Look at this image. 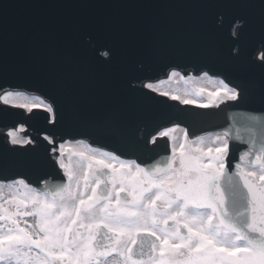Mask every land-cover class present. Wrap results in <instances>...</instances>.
<instances>
[{"label": "snow or ice", "instance_id": "6c2138e0", "mask_svg": "<svg viewBox=\"0 0 264 264\" xmlns=\"http://www.w3.org/2000/svg\"><path fill=\"white\" fill-rule=\"evenodd\" d=\"M224 6L244 10L229 23V35L234 45L250 44L249 62L264 69V0H224ZM249 12H258L254 36ZM100 55L109 60L112 53ZM49 71L68 74L56 62ZM170 76L185 79L176 70ZM143 87L201 109L247 98L244 89L224 79L214 91L194 87L183 96L151 82ZM206 91L207 101L201 102ZM0 101L29 114L42 108L49 123H58L55 102L47 97L29 100L24 92L5 91ZM249 121V138L242 141L247 147L231 168L228 131L190 140L187 129H180L184 135L177 146L173 133L179 125L148 141L172 142L171 156L153 164L82 141L77 143L83 147H70L49 136L42 154L12 160L0 154V171L22 163L40 174L37 186L21 174L0 179V264H264V121L255 116ZM24 131L22 124L0 130L7 152L36 145ZM53 174L57 183L50 184Z\"/></svg>", "mask_w": 264, "mask_h": 264}, {"label": "water", "instance_id": "95a60500", "mask_svg": "<svg viewBox=\"0 0 264 264\" xmlns=\"http://www.w3.org/2000/svg\"><path fill=\"white\" fill-rule=\"evenodd\" d=\"M241 14L244 10L226 7L224 0H0V92L19 88L41 94L55 102L58 120L49 123L42 108L24 114L0 102V130L24 122L36 141L15 153L0 141V154L10 160L42 154L46 133L155 161L159 156L148 144L150 136L178 121L197 133L228 131L231 168L247 147L242 141L249 138V117L264 121V69L249 62L250 44L234 45L228 32ZM248 15L254 36L258 12ZM109 50L105 60L100 53ZM53 62L68 74H52ZM173 68L221 75L247 98L201 109L143 87L144 80ZM189 113L197 115L187 118ZM17 174L34 182L40 175L10 163L0 179Z\"/></svg>", "mask_w": 264, "mask_h": 264}, {"label": "rangeland", "instance_id": "374dc122", "mask_svg": "<svg viewBox=\"0 0 264 264\" xmlns=\"http://www.w3.org/2000/svg\"><path fill=\"white\" fill-rule=\"evenodd\" d=\"M165 80L162 84V86L157 85L160 91H169V92H174L176 94H180L183 96V94L185 92L191 91L194 87H202L205 88L207 91H214L215 88L217 87L216 85V81L211 80L209 77L208 78H200V79H191L189 80L187 77L185 79H181L179 76L177 77H171ZM10 91V90H7ZM19 91V90H18ZM207 91L203 94H201V96L199 97L201 102H205L207 101ZM20 92H24V91H20ZM4 93V92H3ZM28 99L31 100L33 97H36L37 95L31 94V93H26L24 92ZM190 98V97H189ZM205 98V101L204 99ZM22 136H26L25 133H21ZM173 135H175L173 133ZM181 138L177 140V145L179 144L180 140H182L183 135H180ZM215 136V134H209L206 137L207 140H211L213 137ZM27 137V136H26ZM78 141H76V143H67L68 146L70 147H83V145L78 144ZM75 159V158H74Z\"/></svg>", "mask_w": 264, "mask_h": 264}, {"label": "flooded vegetation", "instance_id": "af4514ba", "mask_svg": "<svg viewBox=\"0 0 264 264\" xmlns=\"http://www.w3.org/2000/svg\"><path fill=\"white\" fill-rule=\"evenodd\" d=\"M152 147H153V149H155V151L157 152V155L159 156V158L156 159L155 161L163 162V158L166 159V158L169 157V154H168L169 153V148H168V144L167 143H164L161 140H157V144L156 145L152 144ZM122 159H124V158H122ZM129 160H137V162L141 163L142 165L143 164H153L155 162V161L148 160V159L140 161L136 157H134L132 159H129ZM48 179H49L50 184L57 183V180L54 178V174H53V176H49ZM65 182H66V178H65ZM29 183L33 184L34 186L38 185V184L32 183V182H29Z\"/></svg>", "mask_w": 264, "mask_h": 264}, {"label": "bare ground", "instance_id": "6f19581e", "mask_svg": "<svg viewBox=\"0 0 264 264\" xmlns=\"http://www.w3.org/2000/svg\"><path fill=\"white\" fill-rule=\"evenodd\" d=\"M172 72V71H171ZM171 72L170 73H168L169 75L167 76L168 78H166V79H159V80H155V81H151V83H153V84H155V85H160V86H162V84L163 83H160V81H165V80H167V79H169V76H170V74H171ZM196 77V76H195ZM195 77H191V78H194L195 79ZM4 93H2V94H0V95H3ZM174 125H179V128L177 129V131L175 132L176 134L174 135V136H176L177 138H178V136H180V135H184V133L180 130V129H185L184 127H181V125L179 124V123H175ZM174 125H170V126H166V127H164V129L165 128H167V127H173ZM163 129V130H164ZM187 132H188V130H187ZM158 133V132H157ZM223 132H220V134H222ZM188 134H189V132H188ZM156 135V134H155ZM171 142V141H170ZM69 143L71 144H73L74 142L73 141H69ZM172 143V142H171ZM169 155L171 156V146H170V150H169Z\"/></svg>", "mask_w": 264, "mask_h": 264}]
</instances>
